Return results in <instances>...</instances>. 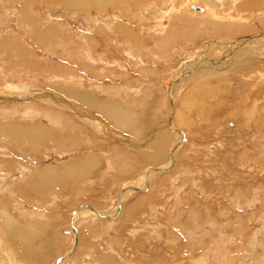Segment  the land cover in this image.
Returning <instances> with one entry per match:
<instances>
[{
    "label": "rangeland",
    "instance_id": "374dc122",
    "mask_svg": "<svg viewBox=\"0 0 264 264\" xmlns=\"http://www.w3.org/2000/svg\"><path fill=\"white\" fill-rule=\"evenodd\" d=\"M69 1L0 0V264H264V3Z\"/></svg>",
    "mask_w": 264,
    "mask_h": 264
},
{
    "label": "bare ground",
    "instance_id": "6f19581e",
    "mask_svg": "<svg viewBox=\"0 0 264 264\" xmlns=\"http://www.w3.org/2000/svg\"><path fill=\"white\" fill-rule=\"evenodd\" d=\"M24 1H28V0H24ZM109 1H111V0H109ZM126 1V0H125ZM136 1V0H135ZM153 1H155V0H153ZM203 1H205L206 3H207V6L209 7V8H211V12H208L207 11V9L204 7L205 5L203 4V6H201V14H197V15H199V19L200 20H195V22H190V25H191V27H194L195 28V26L196 25H200V26H203V27H206L205 29H207V28H213V30H218V33H217V35H221L222 33V31H224V32H227V33H230V36H232L233 34H235V32H236V30L239 32V29H248V27H247V25L246 24H243L242 22L240 23V24H237V23H239L238 21L239 20H241L242 19V17L240 16V14L239 13H235L233 16H231V15H229V14H226V16H222V14H221V16H219V14H218V12L216 13V12H214L213 11V8L214 7H216L217 8V6H219L220 7V5H222V3L223 2H226L227 4L228 3H233L232 1H235V0H203ZM260 0H257V2H252V1H250V0H241V2H239L238 4H237V7H238V10H240L241 11V9H243V8H248L249 9V13L247 14L249 17H253L255 14H258L257 13V9H259L260 10V6H262L263 5V3L264 2H259ZM137 2V1H136ZM142 2V1H141ZM140 2V3H141ZM200 2V1H199ZM82 3H83V0H71V1H69V2H67V5L68 4H73L72 6H82ZM98 2H96L95 4H97ZM225 3V4H226ZM65 4V3H64ZM100 4V3H99ZM137 4V3H136ZM139 4V3H138ZM137 4V5H138ZM143 4V3H142ZM235 4V3H234ZM139 5H141V4H139ZM138 5V6H139ZM192 5L193 6H196L197 5V3L196 2H190L189 1V3H187V4H185L184 5V11H185V9H186V11L187 12H191V13H194V10L191 8L192 7ZM224 5V4H223ZM223 5H222V7H223ZM198 6H200V5H198ZM232 6V5H231ZM234 6V5H233ZM232 6V7H233ZM99 7V6H98ZM216 8H214V10L216 9ZM224 8V7H223ZM170 11V10H169ZM193 11V12H192ZM226 11V10H225ZM244 10H242V12H243ZM164 13H166V12H164ZM195 13H197V12H195ZM195 13H194V15H195ZM259 13H261V11H259ZM263 13H264V9H263ZM263 13H262V15H263ZM188 14V13H187ZM243 16V15H242ZM160 17V16H159ZM205 17V18H204ZM243 17H245V16H243ZM261 18V17H260ZM259 18V20L261 21V19ZM201 19H203V20H201ZM234 19H236V20H234ZM190 20V19H189ZM191 21V20H190ZM192 21H194V20H192ZM264 21V20H263ZM244 23H245V21H244ZM247 24H249V23H247ZM253 24H255V23H253ZM249 25H251V24H249ZM256 25V24H255ZM252 26V25H251ZM250 27V26H249ZM201 29V28H200ZM203 29V28H202ZM201 29V30H202ZM102 30V29H101ZM209 32H210V30L209 29H207ZM244 31V30H243ZM201 32V31H200ZM213 31L211 30V33H212ZM241 33V32H240ZM193 34V33H192ZM197 34V33H196ZM212 34H214V33H212ZM225 35H226V33H224ZM255 35H252V36H249L250 38L248 39V41L251 39L252 41H255V42H257L259 45H260V43H262V44H264V32L262 31V30H260V31H258V32H256V33H254ZM192 37H190V39H191ZM192 39H194V36H193V38ZM191 39V40H192ZM244 37L243 38H241V39H239V38H234L233 40H231V41H226L225 40V42H223L224 43V45H226L228 48L230 47H233V46H237V43L238 44H243V43H246L247 42V40H246V42H244ZM212 41V40H211ZM189 42V41H188ZM210 42V41H209ZM222 42H219V41H215V43H208V44H205L204 43V45H201V46H205V49H207V50H213V49H215L216 47H218V45L215 47V45L216 44H219V45H221V44H223ZM247 43H249V42H247ZM203 44V43H202ZM248 45V44H247ZM225 46V47H226ZM243 46H245V44H243ZM258 46V45H257ZM238 47V46H237ZM240 47V46H239ZM264 47V46H263ZM259 48H261V46H259ZM204 49V48H203ZM204 49V50H205ZM235 49V48H234ZM260 50V49H259ZM245 52V51H244ZM244 52H242V53H244ZM223 54V53H222ZM221 54V55H222ZM224 62H222L221 63V65L223 64V63H225L226 62V59L225 58H227L226 57V55L224 54ZM222 57V58H223ZM213 58V57H212ZM228 59V58H227ZM221 60V59H220ZM219 60V61H220ZM218 61V60H217ZM207 63H208V61H207ZM209 63L211 64V65H213V66H211V67H215L214 66V63H217V62H215V61H210L209 60ZM207 64V65H210V64ZM220 63V62H219ZM202 67V66H201ZM218 67V66H217ZM216 67V68H217ZM204 68V67H203ZM199 70H202L201 68L199 69ZM203 71H204V69H203ZM200 72V71H199ZM207 72V71H206ZM209 72V71H208ZM196 73H198V71L196 72ZM215 73V72H214ZM200 74H201V72H200ZM224 74V73H223ZM195 75H197V74H195ZM207 76V75H206ZM171 95V94H170ZM94 106L95 107V103H93V102H91V106ZM104 106V105H103ZM109 108V107H108ZM103 109V108H102ZM102 109H100V110H102ZM108 110V109H107ZM107 110H105V111H107ZM108 112H109V110H108ZM111 112H109L108 114H110ZM117 114V113H116ZM111 115V118L113 117L116 121H117V116H115V115H113V114H110ZM108 117H109V115H108ZM92 118V117H91ZM112 118V120H113V122H115L114 121V119ZM119 120H121V118H118ZM95 120V119H94ZM122 122V121H121ZM116 123H118V122H116ZM124 125H126V124H124ZM8 126H9V124H8ZM14 126V125H13ZM169 127L171 128V129H173V123L172 122H169ZM10 128V127H9ZM11 129V128H10ZM9 130V129H8ZM7 130V131H8ZM12 131V130H11ZM14 131H17V130H15L14 129ZM10 132V131H9ZM14 133V132H13ZM23 134H26V132H22V134H20V136H24ZM179 135V134H178ZM164 135L160 138V140L162 141V140H165L164 139ZM166 138V137H165ZM181 143V142H180ZM174 148V147H173ZM175 149H176V146H175V148L174 149H172L171 151V159H173L172 157H174L173 156V154H174V151H175ZM63 150V149H62ZM169 150V149H168ZM159 155H160V152L158 153ZM168 155V154H167ZM170 163V162H169ZM113 164V163H112ZM164 167H166V166H164ZM163 167V170L164 169H166V168H164ZM152 171H153V169H151V171L149 172V173H152ZM145 172V171H144ZM148 172V171H147ZM154 172V171H153ZM81 173V172H80ZM74 177V176H73ZM149 177V176H148ZM49 182V181H48ZM181 186V185H180ZM128 189V188H127ZM181 189V188H180ZM257 189H259V188H257ZM260 191H261V189H260ZM257 193H258V191H256ZM259 193H261V192H259ZM122 196V195H121ZM257 201V200H256ZM252 202H254V200L252 201ZM246 203V202H245ZM261 203V202H260ZM249 204V203H248ZM263 204V203H262ZM244 205V204H243ZM251 205H252V203H251ZM264 205V204H263ZM248 206V205H247ZM259 206H261V209H262V205H259ZM258 206V207H259ZM264 207V206H263ZM246 208V207H245ZM253 208V207H252ZM256 210V209H255ZM263 211H264V208H263ZM223 212V211H222ZM95 213V212H94ZM4 218H3V217ZM261 217H263L264 218V215H262ZM2 218V219H1ZM0 221L2 222V224L8 229V231L10 232L9 233V235L11 236V238L12 239H14L15 240V242H17V241H19L21 244H24L26 241V235H24V233H23V231H21V229L19 230V226H17L16 225V220L14 219V218H12L10 215H8L7 214V212L4 210V209H0ZM252 219V218H251ZM256 220V219H255ZM209 223V222H208ZM1 224V225H2ZM216 225V224H215ZM3 227V226H2ZM1 227V228H2ZM193 228V227H192ZM189 229V228H188ZM202 230V229H201ZM223 231V230H222ZM232 231V230H231ZM186 232V231H185ZM197 232V231H196ZM223 234V233H222ZM173 235V234H172ZM184 236V235H183ZM189 236V235H188ZM221 236V235H220ZM219 237V236H218ZM28 238V237H27ZM76 238V237H75ZM225 238V237H224ZM223 238V239H224ZM241 238H242V236H241ZM194 239V238H193ZM201 239V238H200ZM199 239V240H200ZM227 239V238H226ZM253 239V238H252ZM187 240V239H186ZM220 240V239H219ZM222 240V239H221ZM194 241H195V239H194ZM193 241V242H194ZM198 241V240H197ZM224 240H222V241H219V242H221L220 244H222V242H223ZM242 241V240H241ZM244 241V240H243ZM253 241V240H252ZM251 241V242H252ZM76 242V241H75ZM192 242V241H191ZM263 242V241H262ZM77 243V242H76ZM226 243V242H225ZM241 243V242H240ZM242 243H244L245 244V242H242ZM219 244V243H218ZM185 245V244H184ZM241 245H243V244H241ZM215 246V245H214ZM76 247V246H75ZM180 247V246H179ZM182 247V246H181ZM184 247V246H183ZM186 247V246H185ZM197 247V246H196ZM240 247V246H239ZM190 247L188 246V249H189ZM222 248V247H221ZM182 249V248H181ZM186 249V248H185ZM193 249H194V247H193ZM234 249V248H233ZM232 249V250H233ZM239 249V248H238ZM263 249V248H262ZM184 249H182L181 251H183ZM191 250V249H190ZM222 250H223V248H222ZM227 250V249H226ZM230 250V249H229ZM229 250H227V252H232V250L231 251H229ZM240 250H241V248H240ZM188 251V250H187ZM234 252L233 253H235L236 252V250L234 249L233 250ZM180 252V251H179ZM191 252V251H190ZM219 252V251H218ZM69 253V252H68ZM192 253V252H191ZM191 253H189L188 254V256H191ZM223 253H224V250H223ZM185 254V253H184ZM214 255V254H213ZM226 254H223V255H221V254H219V253H217L216 254V256H218L219 258H220V260H224V263L225 264H228V260H226V258H223L224 256H225ZM237 255H238V253H237ZM263 255H264V253H263ZM229 256V255H228ZM231 259L233 258L234 260L233 261H235V255L234 254H232L231 253ZM239 256V255H238ZM241 256H242V254H241ZM258 256V255H257ZM225 257H227V256H225ZM259 257V256H258ZM213 258V257H212ZM260 258V257H259ZM258 258V259H259ZM65 259V258H64ZM211 259V258H210ZM218 259V258H217ZM228 259H230V257L228 258ZM230 259V263L229 264H232V260ZM236 259H238V258H236ZM253 259V258H252ZM255 259V258H254ZM264 259V258H263ZM202 260V259H201ZM216 260V259H215ZM219 260V261H220ZM218 261V260H217ZM192 262V261H191ZM204 262V261H203ZM237 262H239V261H237ZM245 262V261H244ZM183 263V262H182ZM218 263V262H217ZM188 264V263H187ZM197 264H203V263H197ZM219 264V263H218ZM235 264H236V262H235ZM262 264H263V262H262Z\"/></svg>",
    "mask_w": 264,
    "mask_h": 264
},
{
    "label": "water",
    "instance_id": "95a60500",
    "mask_svg": "<svg viewBox=\"0 0 264 264\" xmlns=\"http://www.w3.org/2000/svg\"><path fill=\"white\" fill-rule=\"evenodd\" d=\"M191 8L194 10V12L201 13V9H202L201 6H198V5L193 6V5H192Z\"/></svg>",
    "mask_w": 264,
    "mask_h": 264
}]
</instances>
